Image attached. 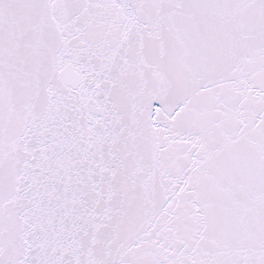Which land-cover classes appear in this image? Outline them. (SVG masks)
<instances>
[{
  "label": "water",
  "instance_id": "water-1",
  "mask_svg": "<svg viewBox=\"0 0 264 264\" xmlns=\"http://www.w3.org/2000/svg\"><path fill=\"white\" fill-rule=\"evenodd\" d=\"M0 264H264V0H0Z\"/></svg>",
  "mask_w": 264,
  "mask_h": 264
}]
</instances>
